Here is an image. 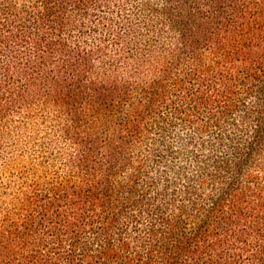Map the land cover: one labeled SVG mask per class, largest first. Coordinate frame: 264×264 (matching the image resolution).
<instances>
[{
    "label": "trees",
    "instance_id": "1",
    "mask_svg": "<svg viewBox=\"0 0 264 264\" xmlns=\"http://www.w3.org/2000/svg\"><path fill=\"white\" fill-rule=\"evenodd\" d=\"M0 264H264V0H0Z\"/></svg>",
    "mask_w": 264,
    "mask_h": 264
},
{
    "label": "rangeland",
    "instance_id": "2",
    "mask_svg": "<svg viewBox=\"0 0 264 264\" xmlns=\"http://www.w3.org/2000/svg\"><path fill=\"white\" fill-rule=\"evenodd\" d=\"M13 177L14 176L8 175L6 172H3V171L0 170V185L4 181H12V180H14Z\"/></svg>",
    "mask_w": 264,
    "mask_h": 264
}]
</instances>
